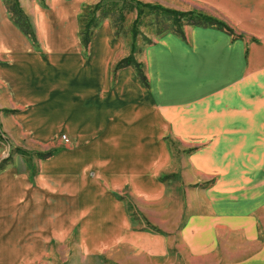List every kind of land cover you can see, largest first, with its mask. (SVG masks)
<instances>
[{"label": "crops", "instance_id": "crops-1", "mask_svg": "<svg viewBox=\"0 0 264 264\" xmlns=\"http://www.w3.org/2000/svg\"><path fill=\"white\" fill-rule=\"evenodd\" d=\"M17 1L38 47L15 26L0 0L1 105L16 111L13 120L33 140L47 143L62 135L73 151L39 159L34 180L32 173L13 166L0 171V264L29 259L28 235L45 227L43 199L57 188L48 177L63 179L73 198L70 206L51 210L58 227L87 211L78 200L85 169L75 172L87 165L83 148L97 151L87 150L89 161L98 160L103 148V161L94 163L107 181L116 172L112 184L129 181L141 194L160 195L165 186L153 173L169 156L165 145L155 141L160 133L193 148L182 157L186 169L179 175L188 183L179 188L187 213L179 236L189 253L199 259L216 254L222 264H264V0L237 1L242 22L250 27L248 42L203 26L160 36L141 60L135 56L147 85L132 67L115 70L120 43L108 21L82 45L76 29L80 0H49L45 9L35 0ZM16 149L10 148L11 155ZM91 192L90 213L97 220L91 223L93 244L100 243L92 235L100 224L112 228L104 240L119 235L140 249L161 253V236L127 231L124 206L110 197L96 206L101 204L98 190L94 186Z\"/></svg>", "mask_w": 264, "mask_h": 264}, {"label": "rangeland", "instance_id": "rangeland-1", "mask_svg": "<svg viewBox=\"0 0 264 264\" xmlns=\"http://www.w3.org/2000/svg\"><path fill=\"white\" fill-rule=\"evenodd\" d=\"M48 1L49 0H35L34 3L39 4L42 9H45L47 7L45 2ZM99 1L100 0H80V9L76 17L77 32H79L80 28L81 15H83V17L86 14L88 15L89 10ZM140 1L148 4H159L163 7L181 12H200L224 23L233 31L232 37L234 39L242 36L244 37L243 40L248 42L249 37H251V32L247 33V29L250 27L247 23L242 22L243 12L239 11L237 5L238 0ZM2 2L4 3V0H2ZM117 2H121V0H117ZM245 8L249 7L245 5ZM97 17H99V15H97ZM115 17L116 16H110L105 18L99 26L103 24V22L108 21L113 30V34L115 35V29L119 32L118 37L115 36L120 43V48L115 59L116 62L131 55L132 51L134 58L137 56L141 60L144 49L156 41L160 36L167 33H177V28L172 25L171 21H161L156 17L147 18L144 21V26L139 27V34L136 40L133 41L130 30L135 15H127L125 21L121 25L119 22H115ZM31 22L34 24L33 21ZM187 27L191 26H183L182 30H186ZM27 40L34 48L38 47V42L37 46H34L28 37ZM1 104L4 105V102L0 98V105ZM3 105L0 107V119L2 122V124H0L2 127H0V156L3 159L7 158L10 148L13 147L20 150L13 155H11L13 150L10 151V161L4 165L3 169L8 165L9 167L13 166L16 171L22 173L27 172L29 174L32 173L33 176L31 175V177L34 180L41 161L39 160L40 158L32 155L33 153H49L53 151V154L48 157L51 158L57 154L59 150H62L61 152L73 151L68 139L62 135L60 138L47 143H39L33 140L34 136L28 135L24 130L25 127L19 129L18 122L14 121L17 114L16 111L10 110L7 107L5 108ZM24 135H27L29 138ZM103 137L104 136L101 134L95 142H97V144L102 143ZM155 141L164 144L169 154L166 161H161L156 171L153 173L155 181L165 186V189L160 195L156 194L151 196V193L146 195L141 194L133 189V185L129 181L123 184L113 181L112 184L110 179L116 176V172L109 173L111 177L107 181L104 178V174H102L103 168L94 163L96 161H103V148L100 147L99 158L96 161L89 160H92V158H90L92 156L91 153L97 151H90L87 148H83L82 153H85V160H82L87 162V165L76 167L75 172H80L82 169H85V184L83 189L79 190L78 200L80 201L81 208L87 206L88 208L87 211L85 210L79 215H76L77 219L72 224L71 219H69L64 222V226L58 227L54 217H52L53 211L51 210H57L58 206H70L73 198L64 190L66 189L64 187L66 182H63V179L60 177H48V184H53L57 188H54L53 192H48L43 199L46 219L44 220V217H42V220H44L46 225H43L45 227L42 229H33L31 234L28 235L27 239L31 241V246L25 248L29 259L21 264H222V262L218 260L221 256L216 254H208V256L202 257V259L192 256L179 236L187 217L179 188L180 186L183 187L188 184L179 176L180 173H183L186 169L181 159L184 155L191 153L193 148L185 147V144H183L184 141L170 138L166 133H160L158 139ZM144 142L147 143V141ZM87 150L91 153H88ZM127 168L133 169L132 166H128ZM146 170L151 172L152 167L145 166V172H147ZM48 171L50 175L58 176L57 173L51 170ZM143 174L148 175V173ZM149 177L150 176H144L142 178L148 179ZM147 179L144 182L150 185L152 182L147 181ZM60 185H62V189H60ZM94 186L98 190L97 200L101 203H97L96 206H103L107 197L111 198L114 205H119L121 203L127 211L129 218L127 231L131 233L144 232L161 236V238H163V245L160 250L161 253L155 254L151 253L149 250L140 249L132 245L131 242H127L126 239H120L121 236L119 235H116L113 239L104 240L103 237H107L106 234H108L109 231L111 232L112 228L106 226L107 228L103 229L100 224L96 225L97 230L92 231V235L95 236V239L97 238L100 243L94 242L93 244V242H91V223L95 218L91 215L90 209L94 204L89 201V195L93 194L91 190ZM49 189L52 188L49 187ZM74 194L77 195V192ZM64 216L66 217L68 215L65 214ZM95 221L97 223L96 219ZM35 224L40 225L44 223L37 222ZM112 232H114V230ZM164 245L165 249L162 252Z\"/></svg>", "mask_w": 264, "mask_h": 264}, {"label": "trees", "instance_id": "trees-1", "mask_svg": "<svg viewBox=\"0 0 264 264\" xmlns=\"http://www.w3.org/2000/svg\"><path fill=\"white\" fill-rule=\"evenodd\" d=\"M5 6L15 26L28 37L34 46H37L34 29L20 8L18 1L5 0ZM129 14L135 15L130 30L133 41L136 40L139 34V27L144 26V21L147 18L153 17L159 18L161 21H171L172 25L177 28L176 31L179 35H183V26L215 27L226 31L228 34L233 33L224 23L196 11L181 12L163 7L159 4L143 3L140 0H121V2H117V0H100L89 10L88 15L86 14L84 17L81 15L80 17L79 37L82 45L85 47L88 45L92 31L96 29L105 18L116 16L114 18L115 22H119L121 25L125 21V17ZM97 15H99V17H97ZM118 33V30L115 29V36L118 37ZM132 54L118 61L115 65V70L132 67L143 84L147 85V79L143 74L141 63L137 62ZM16 151L19 152L20 150L16 149ZM52 154L53 151L49 153H33L32 155L44 159L50 157ZM9 160L10 156L1 160L0 170L3 169L4 165L7 164Z\"/></svg>", "mask_w": 264, "mask_h": 264}]
</instances>
